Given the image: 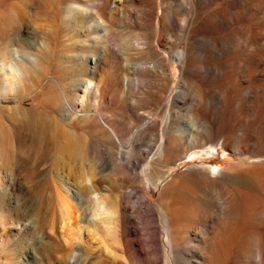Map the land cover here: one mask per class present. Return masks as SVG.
Returning a JSON list of instances; mask_svg holds the SVG:
<instances>
[{"label":"rangeland","instance_id":"rangeland-1","mask_svg":"<svg viewBox=\"0 0 264 264\" xmlns=\"http://www.w3.org/2000/svg\"><path fill=\"white\" fill-rule=\"evenodd\" d=\"M101 1L0 0V264H169L151 244L140 248L138 239L144 240L146 231L138 224L141 232L133 234L125 213L128 192L138 186L159 206L161 187L152 184L151 167L161 134L143 125L154 116L171 113L175 126L185 124L199 132L197 142L181 141L183 152L169 160L171 175L162 186L175 177L183 179L193 167L215 170L211 176L206 169L193 172L186 180L210 186L212 211L222 217L233 192L223 184L220 171L236 166L245 183L264 187V114L257 118L264 105V69L255 70V91L249 93L243 71H208L211 64L223 67L224 59L208 55L206 49L203 59L194 60L202 67L188 76L187 96L182 99L174 88L182 80L176 54L184 46L185 28L182 22L171 29L164 17L192 16L186 9L190 0L152 3L154 18L149 24L138 15L145 0H126L124 24L106 36L95 24L102 20L101 13L104 24H110L114 0L96 9ZM226 1L203 4L196 40L226 35L239 43L248 36L245 26L251 22L264 31V0ZM217 7L226 8L232 18L230 24L209 32L208 12ZM135 41L143 42L142 50ZM153 45L166 59L167 73L133 70V62L152 61ZM251 46H242V53L227 48L226 60L231 62L234 54L239 59L246 56ZM169 48L175 49L174 56ZM94 52L99 57L96 67ZM127 74L133 79L129 88ZM89 77L95 80L91 89L86 87ZM252 131L258 132L257 139ZM131 144L134 154L128 150ZM120 153L126 163L122 171L116 166ZM83 155L91 157L90 173L87 165L81 166ZM135 170L144 171L142 179L136 178ZM212 188L221 190L225 201L216 200ZM100 191L114 203L121 194L122 201L120 214L115 211L105 229L91 219L94 195ZM62 199L72 215L66 226ZM161 238L167 241L165 230Z\"/></svg>","mask_w":264,"mask_h":264},{"label":"bare ground","instance_id":"bare-ground-1","mask_svg":"<svg viewBox=\"0 0 264 264\" xmlns=\"http://www.w3.org/2000/svg\"><path fill=\"white\" fill-rule=\"evenodd\" d=\"M206 1L207 0H190L189 3H187L188 8L186 9H189L192 12V16L184 14V17L180 18L178 17L179 15L177 16L175 14L168 16H165V13L163 14V17L165 16L164 23L171 29L182 22L184 24L182 26L185 28V32H183L185 34L182 35V37L184 36V46H182L176 54L177 56L179 55V62L183 69L182 80L177 88H174L177 92V96L182 99H185L187 96L185 88L186 85L189 86L187 82L188 76L192 75L194 72H198L196 71L197 67H202L196 65L194 60L196 57L203 59L206 49H208V55L210 53H215L217 56L224 59L223 67L220 64H211L208 66L209 72H222L223 74H227L228 70L232 73L241 70L244 72L245 76H247L246 80L249 84V93L254 92L255 87L252 84L253 77L256 75L254 72L256 69H264V31H258L256 24L251 22L245 26L248 36L241 38L239 43L226 35H209V38L204 36L202 39L196 40L194 33L200 21V9ZM221 1H223V3L228 2L226 0ZM237 1L243 2L245 0ZM152 3L157 5L160 2L158 0L141 1L140 4H142V6L140 12H138L139 17L148 24L151 23L154 18ZM104 5H106V1L102 0L100 4L95 7L97 9ZM126 8V0H114L109 25L104 24V13H101L102 20L99 19L96 21L95 27L100 30L102 36L117 32L115 30H118L120 26L122 27L124 20L128 16ZM137 10L139 11V9ZM208 13L209 20H207V24H209V32L211 29H217L218 26L230 24L232 16L226 8L217 7L210 9ZM89 14L90 11H86V15ZM145 38L146 37H144V39ZM135 42L137 46L141 47L140 50H142V47H144L143 42ZM244 45L245 47L247 45H252L251 48L249 47L250 50L248 49L250 53L248 52L249 54L243 56L245 58L241 56L242 52L239 50ZM134 48L135 47H133V49ZM170 48L169 53L173 55L175 49L171 50ZM227 48L239 50L242 58L239 59V56L234 54L231 61L232 63L229 60H226ZM151 51V62H133L132 69L136 70L137 68H143L146 69V72L156 75L167 73L166 59L161 55L162 53H160L154 45L152 46ZM245 53H247V51H245ZM92 59L96 67L99 60L97 53H92ZM13 70L15 71V68ZM138 71H140V69ZM142 71L143 70H141V72ZM147 75L149 76V74ZM125 80L129 88V84H131L130 81H133V79L127 74ZM136 81H139V79H136ZM86 83V87L91 89L95 85V80L89 77ZM262 114H264V105L262 106L261 111L257 113V118H262ZM199 124L202 123L199 122ZM143 125L149 128V130H160L159 134H161L162 143L158 147V154L157 157H155L156 165L154 164V167H151V182L158 189L161 187V190L158 198L159 206L153 205L149 202L144 195H142L139 186L131 188L128 192V199L125 203V213L127 216L126 222H132L131 228L133 234L140 233L141 228L146 231V237L144 240L137 238L139 240L140 248L144 249L145 244H151V249L156 253H161V251L164 253L165 260L169 261V264H171V262L174 264H264V187H260L261 184L258 185L250 181L245 183V176H243L241 172H237L238 168L236 166H230V171H228L229 169L226 171H220L219 174L223 176V184L228 185L233 194L226 201L227 206L224 208V211L227 215L223 217L217 215L212 211V199L208 198L210 186L204 188L201 184L186 180V178H188L193 172L206 169L207 175L209 174L211 176L216 173L215 170L193 167L183 173V179H181V176L175 177L171 182L162 186L166 177L171 175L172 167L169 165V160L174 157L173 155L176 153L183 152L181 141L183 143H195L198 141L199 132L196 133L189 125L183 124L175 126L172 122L171 113L169 117L163 116L160 118L159 116H154L153 118L147 119ZM203 125L204 124H202V127ZM111 130L118 140L119 138L117 134H115L112 128ZM247 132L248 131L245 133ZM251 136L252 138L257 139L259 134L256 131H252ZM218 137L219 134L217 135V138ZM152 145L153 141L152 144L150 143V147L153 149ZM128 150L131 151L132 154L135 153L133 144L129 146ZM124 156L125 155L122 153L118 159V163L116 162L118 171H122L120 169L126 166V163H124ZM133 157H135V161H131V163L134 164L137 162L136 154ZM85 165H87L88 172L90 173L92 160L89 155L81 160V166L84 168ZM133 172L136 178H143L144 171L136 172L135 170ZM11 173H14L13 166L11 168ZM212 191L214 197L217 198L216 200L223 199V193L221 190L212 188ZM102 192L103 191L97 192L94 195L91 219L95 223H98L101 228L105 229L110 225V219L112 218L113 213L115 211L119 212L120 209L122 210V201L121 194H119L118 199H115L116 203H114L107 193ZM61 201L63 212V215L61 214V216L64 226H66L71 223L72 215L67 211L68 208L66 209L65 201L63 199ZM128 212L130 213L128 214ZM119 217L120 215L117 218L118 220H120ZM138 224L142 227L140 228ZM164 230L167 233V241L165 243L161 238Z\"/></svg>","mask_w":264,"mask_h":264}]
</instances>
